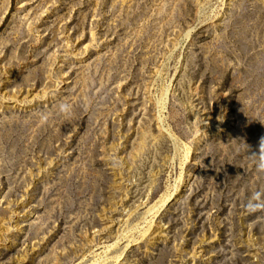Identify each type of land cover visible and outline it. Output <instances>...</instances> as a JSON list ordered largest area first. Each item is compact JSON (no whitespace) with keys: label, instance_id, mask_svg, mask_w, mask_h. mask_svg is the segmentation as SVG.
I'll return each instance as SVG.
<instances>
[{"label":"rangeland","instance_id":"rangeland-1","mask_svg":"<svg viewBox=\"0 0 264 264\" xmlns=\"http://www.w3.org/2000/svg\"><path fill=\"white\" fill-rule=\"evenodd\" d=\"M262 138L264 0H0V264H264Z\"/></svg>","mask_w":264,"mask_h":264},{"label":"clouds","instance_id":"clouds-1","mask_svg":"<svg viewBox=\"0 0 264 264\" xmlns=\"http://www.w3.org/2000/svg\"><path fill=\"white\" fill-rule=\"evenodd\" d=\"M67 108L66 105H61V110H65ZM260 150L259 154H252L254 156L259 157V162H258V168L264 169V138L261 139L260 141ZM260 193H254L252 198L249 199V201L245 204V208L248 210H256L258 208L264 207V202H261L259 200Z\"/></svg>","mask_w":264,"mask_h":264},{"label":"bare ground","instance_id":"bare-ground-1","mask_svg":"<svg viewBox=\"0 0 264 264\" xmlns=\"http://www.w3.org/2000/svg\"><path fill=\"white\" fill-rule=\"evenodd\" d=\"M162 102H163V101H162ZM166 198H167V197H166ZM166 198L163 197L162 201L160 200V204H161V203H162V204H163V203L166 204V203L168 202V201H167L168 199H166ZM166 201H167V202H166ZM162 204H161V206H163ZM161 206H160V207H161ZM92 264H94V263H92Z\"/></svg>","mask_w":264,"mask_h":264}]
</instances>
